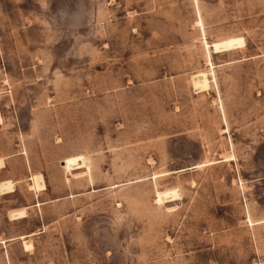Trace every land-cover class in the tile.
Returning <instances> with one entry per match:
<instances>
[{
	"label": "rangeland",
	"instance_id": "obj_1",
	"mask_svg": "<svg viewBox=\"0 0 264 264\" xmlns=\"http://www.w3.org/2000/svg\"><path fill=\"white\" fill-rule=\"evenodd\" d=\"M0 118V264H264V0H0Z\"/></svg>",
	"mask_w": 264,
	"mask_h": 264
},
{
	"label": "bare ground",
	"instance_id": "obj_2",
	"mask_svg": "<svg viewBox=\"0 0 264 264\" xmlns=\"http://www.w3.org/2000/svg\"><path fill=\"white\" fill-rule=\"evenodd\" d=\"M202 31H203V29H202ZM244 45H245V43L241 38H233V39L231 38V39L215 41V42L211 43L210 45H206V49L210 50L211 53H213V54H218V53H222V52H228V51H231V50H234L237 48H242V47H244ZM206 60L208 62V65L212 69V63L210 62L211 59H210L209 53L206 55ZM191 83H192L195 90H200V91L207 90L209 87L208 74L204 71H199L196 74H193L191 76ZM207 92H208V90H207ZM0 121H1V118H0ZM77 161H81V163L79 164V163H77ZM62 164H63V167L67 170H71L73 166H75V167L78 166L79 169L85 168V166H86L85 161L79 157L74 158V159H66L62 162ZM0 165H1V162H0ZM0 168H2V167L0 166ZM72 171H74V169ZM39 180H40V176L32 175L31 181L33 182V184L36 187L41 188L42 185L39 184ZM0 191L5 192V193L13 192V182L2 181V183L0 184ZM168 192H169V190H168ZM168 192H159L158 193L159 198L162 199V197L165 196L167 199V202L174 201L175 198L177 197L176 190L173 192H170V193H168ZM10 217L12 220H19V219L25 218L26 213L24 212V210H21V211L18 210V212L16 211L15 213H12ZM24 247L26 249L30 248L31 247L30 242H25Z\"/></svg>",
	"mask_w": 264,
	"mask_h": 264
}]
</instances>
